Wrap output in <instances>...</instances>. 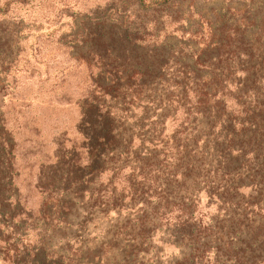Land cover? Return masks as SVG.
Masks as SVG:
<instances>
[{"label": "trees", "instance_id": "1", "mask_svg": "<svg viewBox=\"0 0 264 264\" xmlns=\"http://www.w3.org/2000/svg\"><path fill=\"white\" fill-rule=\"evenodd\" d=\"M177 1L133 0L80 54L77 139L36 168L34 203L0 113L1 264H264V8L188 31Z\"/></svg>", "mask_w": 264, "mask_h": 264}, {"label": "rangeland", "instance_id": "2", "mask_svg": "<svg viewBox=\"0 0 264 264\" xmlns=\"http://www.w3.org/2000/svg\"><path fill=\"white\" fill-rule=\"evenodd\" d=\"M132 3L0 0V85L7 88L1 120L14 140L16 182L29 202L34 203L37 196L28 182L38 166L51 160L55 143L65 146L77 139V104L89 83L87 66L78 57L89 49L99 51L94 39L97 35L103 40L110 38L107 28L132 18L136 11L132 12ZM225 6L244 8L248 15L250 9L264 8V0H178L173 9L182 14V29L196 31L201 27L200 18L214 23ZM189 11L192 13L187 15ZM148 17L153 19L154 15ZM189 47L193 50L197 45ZM112 221L107 220L103 226ZM82 237L100 238L94 231ZM170 251L171 247L160 250L159 259Z\"/></svg>", "mask_w": 264, "mask_h": 264}]
</instances>
